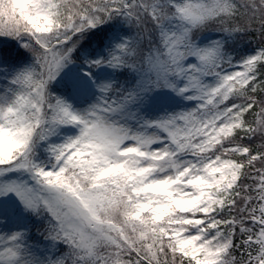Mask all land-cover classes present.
I'll return each mask as SVG.
<instances>
[{"label": "snow or ice", "instance_id": "1", "mask_svg": "<svg viewBox=\"0 0 264 264\" xmlns=\"http://www.w3.org/2000/svg\"><path fill=\"white\" fill-rule=\"evenodd\" d=\"M0 264H264V0H0Z\"/></svg>", "mask_w": 264, "mask_h": 264}]
</instances>
